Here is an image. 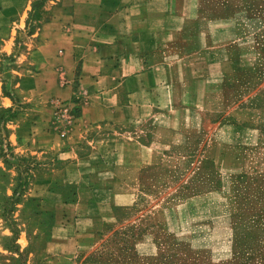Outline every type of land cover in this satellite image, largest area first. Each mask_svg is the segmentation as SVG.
I'll use <instances>...</instances> for the list:
<instances>
[{"label":"crops","instance_id":"0c3cea01","mask_svg":"<svg viewBox=\"0 0 264 264\" xmlns=\"http://www.w3.org/2000/svg\"><path fill=\"white\" fill-rule=\"evenodd\" d=\"M263 60L264 0H0V147L28 163L16 217L35 199L44 214L39 236L20 226L29 264H95L142 194L191 206L208 168L264 172L246 103ZM10 169L0 151V181Z\"/></svg>","mask_w":264,"mask_h":264},{"label":"rangeland","instance_id":"374dc122","mask_svg":"<svg viewBox=\"0 0 264 264\" xmlns=\"http://www.w3.org/2000/svg\"><path fill=\"white\" fill-rule=\"evenodd\" d=\"M255 76L261 81L260 93L246 103L254 109L251 119L260 126L264 142V60ZM2 150L1 146L10 170L20 174L16 178L6 172L9 176L0 181V188L15 191L0 202V219L10 229V237L0 242V264H29V249L22 251L16 243L20 226L24 229L26 224L31 236H39L38 220L44 214L35 199L32 221L16 217L19 194L30 187L28 163L9 160ZM208 173L213 193L191 206L178 208L170 200L161 204L166 196L142 194L133 215L106 234L91 260L95 264H264V172L222 181L213 168Z\"/></svg>","mask_w":264,"mask_h":264},{"label":"built area","instance_id":"2783aa9c","mask_svg":"<svg viewBox=\"0 0 264 264\" xmlns=\"http://www.w3.org/2000/svg\"><path fill=\"white\" fill-rule=\"evenodd\" d=\"M55 108H56V114L60 117L65 113L69 112V109L71 108L69 101H62V100H57L55 101ZM65 133H62V136H65ZM4 150L7 154H10V150H8V145L7 141L5 139L4 144H3Z\"/></svg>","mask_w":264,"mask_h":264}]
</instances>
